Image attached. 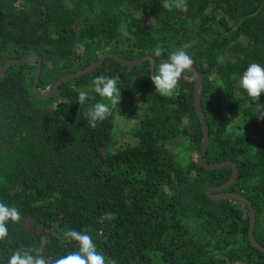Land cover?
Masks as SVG:
<instances>
[{
  "label": "trees",
  "instance_id": "trees-1",
  "mask_svg": "<svg viewBox=\"0 0 264 264\" xmlns=\"http://www.w3.org/2000/svg\"><path fill=\"white\" fill-rule=\"evenodd\" d=\"M165 2L0 0V70L38 55L45 93L106 54L151 57L155 75L171 52L185 50L204 81V162L237 165L228 191L252 203L264 248V93L253 101L238 86L250 63L264 65V0H167L171 10ZM156 47L160 57L152 56ZM37 69L34 59L0 79V202L21 215L0 241V264L21 249L56 264L78 251L69 230L89 234L106 264H264L249 239V207L208 195L234 172L199 166L203 131L191 71L163 96L150 61L125 67L107 58L43 100L34 93ZM100 75L119 78L121 100L92 127L83 113L102 99L90 91ZM84 90L94 99L79 106Z\"/></svg>",
  "mask_w": 264,
  "mask_h": 264
},
{
  "label": "clouds",
  "instance_id": "clouds-1",
  "mask_svg": "<svg viewBox=\"0 0 264 264\" xmlns=\"http://www.w3.org/2000/svg\"><path fill=\"white\" fill-rule=\"evenodd\" d=\"M180 7V4L176 5ZM164 7L171 10L172 5L165 2ZM153 57H160L162 49L156 47L151 50ZM193 59L183 49H177L171 52L165 62L160 63L158 73L151 77L155 90L163 96L173 95L177 88L179 80L183 73L190 70ZM238 86L246 92L248 97L253 101L260 98L264 93V65L250 63L246 70L238 79ZM90 91L102 98L100 101L83 113L92 127L97 122L105 120L109 114V104L117 105L121 100V87L119 86L118 77L96 76L91 81ZM94 99L89 91H80L78 94L77 104L85 105ZM107 100L108 103L103 102ZM21 215L15 206H10L0 202V241H4L9 235V223L19 222ZM65 236L75 241L78 245V251L56 260V264H106V257L100 251L93 238L86 232L69 230ZM8 264H47L46 258L38 251L34 254L32 250H16L9 257ZM115 264V261L112 262Z\"/></svg>",
  "mask_w": 264,
  "mask_h": 264
},
{
  "label": "water",
  "instance_id": "water-1",
  "mask_svg": "<svg viewBox=\"0 0 264 264\" xmlns=\"http://www.w3.org/2000/svg\"><path fill=\"white\" fill-rule=\"evenodd\" d=\"M107 58L113 59L117 63H119L125 67L140 66L144 62L150 61L151 71L153 72V75L155 72V60L151 57H146V58H142V59H139V60H136L133 62H129V61H125V60L120 59L116 55L106 54V55H103L95 64H93L89 68L82 70L76 74L64 76L63 78L58 80V82L55 84V86L51 90H49L45 93H41V92H39L38 84L40 82V77H41V73H42V59H41V57H39L38 55L33 53L24 59L7 62L4 65V67L0 70V79L4 76V74L6 73V71L9 67L22 65V64L28 63V62L36 59V60H38V69H37V73H36V83L34 85V93L36 94V96L38 98L43 99V100H48V99L53 98L57 94L62 83H64L65 81H68V80L81 78L83 76H86L90 73L95 72L101 66V64L104 62V60ZM188 71H191L195 76V80H196L195 92H194L195 110H196V113L200 119L202 131H203V145H202L201 155L199 158V166L206 171H217V170H220V169L225 168V167H232L233 172H234L233 177L231 178V180L227 184H225L224 186L219 187V188L210 189L208 192V195L214 201L233 200V201L241 202V203H243L249 207L250 218H251V227H250V232H249V239L255 248H257L261 252H264V248L256 241V239L254 237V228H255V224H256V213H255V210L252 206V203L250 201H248L247 199H245L244 197H242L241 195L228 191V190H230V188H232V186L234 185V183L236 182V180L238 178V171L239 170H238L237 165L234 164L233 162L214 163V164H207L204 162V158H205V156L209 150V146H210V127L207 123L206 115L204 113V109L202 106V90H203V86H204V81H203V78H202L201 74L199 73V71L193 65L190 66V70H188ZM214 193H216V194H214Z\"/></svg>",
  "mask_w": 264,
  "mask_h": 264
}]
</instances>
